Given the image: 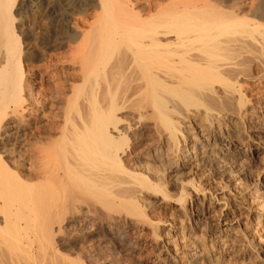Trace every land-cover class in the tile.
<instances>
[{
    "label": "bare ground",
    "instance_id": "1",
    "mask_svg": "<svg viewBox=\"0 0 264 264\" xmlns=\"http://www.w3.org/2000/svg\"><path fill=\"white\" fill-rule=\"evenodd\" d=\"M14 1L0 0V264H148L154 254L171 264L172 242L196 224L215 247L184 252L179 264H264V240H236L203 205L210 194L196 178L242 173L260 152L264 160L258 137L251 150L238 146L236 123L254 103L248 93L264 92V73L245 72L264 65L261 1L159 0L152 9L95 0L99 16L71 21L68 36V10L94 0H46L53 30L33 54L54 87L31 95ZM68 37L67 53L44 58ZM164 200L193 217L180 231L169 220L168 239L158 232L167 220L152 216Z\"/></svg>",
    "mask_w": 264,
    "mask_h": 264
},
{
    "label": "rangeland",
    "instance_id": "2",
    "mask_svg": "<svg viewBox=\"0 0 264 264\" xmlns=\"http://www.w3.org/2000/svg\"><path fill=\"white\" fill-rule=\"evenodd\" d=\"M140 1L143 2V5H137L143 7L149 6L152 7V9L153 7H156L157 2L162 3V1L159 0ZM149 1L153 3L151 4ZM173 1L176 2V0ZM260 1L262 2L263 0ZM87 2L85 3V6L71 9L70 11L68 10V14H66V17L70 22L79 20V23L81 25L83 23V20H92L99 16V8H97V4L94 3L95 0L90 1L88 5ZM154 2L156 5H154ZM261 2L260 8L264 10V1L262 5ZM93 3L94 5H92ZM166 3H168V1L166 2V0H163V4ZM45 5L46 0H15L12 5V25L15 34L20 39V50L21 52H23L20 56L21 64L26 70L25 76H27L28 78L27 90L30 95L34 94L35 90L37 91L39 87L46 88L48 92H51L50 89H52L53 91L54 87L53 78L49 74H45V67L44 65H41L45 62V60L43 59L39 61V59L35 58L33 54L34 50H39L38 48L40 39L43 36H50L53 30L45 11ZM72 22L70 23L69 27H67V35L70 33L73 34L75 32ZM66 39L67 38H65L64 42L60 44L59 48L56 49L58 53L56 50H51L48 48L43 49L44 58H47L49 55H54V58L56 57L55 55H57V57H62L65 53H67L69 47H71L68 45L74 42L71 40V38H69L68 41ZM1 50L2 49H0V54ZM47 54L49 55L47 56ZM245 72L247 76H254L257 72L264 73V65H259L258 63L254 64L253 62L247 63L245 65ZM262 76H264V74H262ZM263 83L257 88L260 91H264ZM260 87H262L263 89ZM253 90L255 92L256 89ZM254 92H249L248 94H251V97L249 95L248 96L251 98L250 101L253 100L255 104L252 101V103L249 102L242 120L239 121V119H236V123L238 124H236L238 126L237 128H240V126L244 127H241L243 131L240 130L241 128L239 129L242 132L243 141L246 142L245 146L243 144L238 145L242 149H253V146H255L253 142L257 137L259 138L260 142L262 141L261 144L264 143V92L260 93V96L262 98L260 96H256L255 98ZM254 99H257L258 101ZM43 111H47V109L44 108ZM8 120L12 121L13 124H16L18 122V118L12 114L10 115ZM44 121H46L45 118L41 117L39 119L38 125L40 123L43 125ZM250 136H254V139ZM16 146L17 144L10 146L6 145L4 146V148L8 150L12 147V149H14L16 148ZM250 146H252V148H250ZM261 155V152L255 154L256 159L259 158L261 160ZM6 158L9 159V157ZM260 160H256L258 161L257 163H259L257 164V166L256 164H249L246 166V170H244L242 173L233 174L232 176L223 175L220 177L216 175L214 177H210V175L207 174L202 176H198L196 175V173L194 174V177L196 175V178H198L200 186L205 188V190L207 191V195L208 193L210 194V198L208 199L209 196H207V199L203 202V205L205 207L210 206L212 215H216L214 218L220 216L221 219H226V221L232 224L229 233L232 236L236 235V240L239 238L238 236H242L243 234L248 235L249 240H252L254 242L259 238L262 241L264 240V188H258L259 183H261L262 181L261 178L264 175V160L263 162ZM168 189L169 191L171 190V195H175L174 197H176L178 195L177 193H179L178 185H169ZM171 200H167V202L166 200H164L159 205V208L157 209L158 211H155V213H159L152 214L153 217L159 216L161 219L167 220L164 222V224H158V232H162V239H168L174 233L171 231V229L169 230V226L167 225V222L169 220L172 221L173 219L175 221V226L178 227V230L176 231H180V228L182 227H188L193 220V217H191L192 214L191 212H189V205H185L184 207L185 215L191 217L190 221L187 222V217L182 214L177 205H175ZM221 207H223V209ZM179 215L180 217L184 216L185 218L183 219V222L181 224L178 222ZM212 223H215V221H212ZM193 227L189 230L191 232L186 236L178 234V238H176L172 242L176 247V260L170 262L171 264H179L183 259L182 254L184 252L190 251L191 249L199 250L202 254H204V256L209 255L214 249L215 243L210 242V238L206 235V232L202 230L203 224H196ZM231 244L232 245H230V248H232L236 252L242 251L244 248L243 244L239 245V242H236L235 240L232 241ZM225 250H228V247ZM252 254L255 255L253 251ZM162 257L163 256H161V258H158L154 254L153 257L151 256V258H153L151 260L153 261L148 264H163V262L161 261ZM169 259L170 257H167L166 260ZM132 263L133 262H130L129 264ZM134 264L139 263L135 262ZM183 264H186V262L184 261Z\"/></svg>",
    "mask_w": 264,
    "mask_h": 264
}]
</instances>
